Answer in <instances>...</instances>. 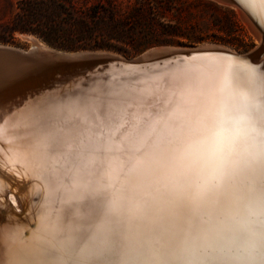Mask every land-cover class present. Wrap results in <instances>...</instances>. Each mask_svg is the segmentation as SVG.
I'll list each match as a JSON object with an SVG mask.
<instances>
[{"label": "bare ground", "instance_id": "6f19581e", "mask_svg": "<svg viewBox=\"0 0 264 264\" xmlns=\"http://www.w3.org/2000/svg\"><path fill=\"white\" fill-rule=\"evenodd\" d=\"M225 2L263 40L257 57L204 44L0 76V264H264V193L243 170L260 146L227 79L264 74V5Z\"/></svg>", "mask_w": 264, "mask_h": 264}, {"label": "rangeland", "instance_id": "374dc122", "mask_svg": "<svg viewBox=\"0 0 264 264\" xmlns=\"http://www.w3.org/2000/svg\"><path fill=\"white\" fill-rule=\"evenodd\" d=\"M17 2L18 0H0V25L13 17L18 10ZM66 2L78 12L96 4H100L101 9H110L114 19L123 21L128 29L124 41H112L120 49L86 47L67 50L49 44L35 33L19 31L14 32L8 42L0 41V44L28 49L32 43L22 34H29L45 45L59 50L69 52L104 50L126 58H136L152 48L161 46L216 44L241 54L257 46L256 37L239 13L228 3L218 0H66ZM189 38H201V41L190 44ZM98 40V37L91 38V43ZM162 40L165 42L130 53L139 42ZM88 42L90 41H85L86 46Z\"/></svg>", "mask_w": 264, "mask_h": 264}, {"label": "trees", "instance_id": "16d2710c", "mask_svg": "<svg viewBox=\"0 0 264 264\" xmlns=\"http://www.w3.org/2000/svg\"><path fill=\"white\" fill-rule=\"evenodd\" d=\"M17 8L13 17L0 25L1 42H8L14 32L19 31L35 33L49 44L67 50L86 47L120 49L112 41H124L128 35L126 24L115 20L113 12L101 9L100 4L78 12L66 0H18ZM96 37L98 42L91 43V38ZM87 40L90 41L88 46L85 44ZM199 41L201 38L188 40L190 44ZM162 42L165 41L139 42L130 53Z\"/></svg>", "mask_w": 264, "mask_h": 264}, {"label": "water", "instance_id": "95a60500", "mask_svg": "<svg viewBox=\"0 0 264 264\" xmlns=\"http://www.w3.org/2000/svg\"><path fill=\"white\" fill-rule=\"evenodd\" d=\"M218 1L225 2V0ZM262 45L263 40L258 46H255L250 51L242 53L240 57H257L258 54H261L260 52L262 50ZM207 46L208 48H212L215 50L220 49L223 52H229L216 44H207ZM207 46H161L152 48L136 58H126L114 52L104 50H79L69 52L55 49L52 47H42L41 45L36 43L34 44V46H31L33 48L29 49L28 51H25L24 49L18 47L0 44V76L7 75L12 70H20L21 68H23V66L42 64L47 62H59L66 64L89 62L95 64V62L112 61L126 65H138L142 64L148 59H151L152 57L160 55L161 53L169 54L172 49L175 51H180L182 55L186 56L190 55L193 52L203 51L206 49L205 47ZM228 54L237 57V55H234L231 52H229ZM5 200L4 206L2 208L11 210V206Z\"/></svg>", "mask_w": 264, "mask_h": 264}, {"label": "snow or ice", "instance_id": "6c2138e0", "mask_svg": "<svg viewBox=\"0 0 264 264\" xmlns=\"http://www.w3.org/2000/svg\"><path fill=\"white\" fill-rule=\"evenodd\" d=\"M248 3L264 5V0H248ZM253 16L258 19L256 13H253ZM261 26L264 27V25ZM229 69L228 86L239 96V104L236 106V111L239 112V121L248 129V138L260 146L259 153L251 155L245 161L243 170L249 173L251 190H259L264 193V184L258 185L254 179L257 173L264 175V74H258L255 69L240 65H229ZM241 73L247 74L246 81L241 79ZM226 175L227 173H222L216 177L215 186H219ZM209 191L211 189H206L202 195ZM180 208L181 211L186 210L183 204L180 205ZM71 210V208H67L65 211V223L69 219Z\"/></svg>", "mask_w": 264, "mask_h": 264}]
</instances>
